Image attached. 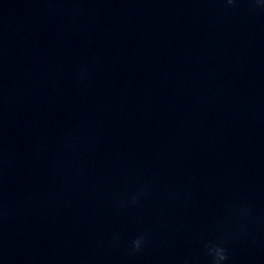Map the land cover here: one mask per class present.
I'll list each match as a JSON object with an SVG mask.
<instances>
[{
    "label": "clouds",
    "instance_id": "clouds-1",
    "mask_svg": "<svg viewBox=\"0 0 264 264\" xmlns=\"http://www.w3.org/2000/svg\"><path fill=\"white\" fill-rule=\"evenodd\" d=\"M229 6L233 5L234 0H226ZM136 202V198L133 197L132 203ZM146 238L144 236H138L132 241L131 252L136 253L141 250V246L145 243ZM207 248V254L212 258L211 264H224L228 259L227 249L219 244L209 242L205 245Z\"/></svg>",
    "mask_w": 264,
    "mask_h": 264
}]
</instances>
